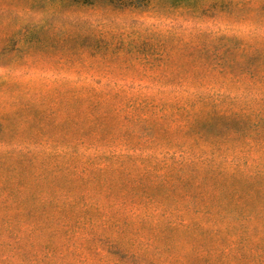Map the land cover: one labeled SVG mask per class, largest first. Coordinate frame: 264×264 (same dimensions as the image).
<instances>
[{
	"label": "trees",
	"instance_id": "obj_1",
	"mask_svg": "<svg viewBox=\"0 0 264 264\" xmlns=\"http://www.w3.org/2000/svg\"><path fill=\"white\" fill-rule=\"evenodd\" d=\"M170 1L174 6L183 3L188 8L181 11L182 17H193L198 4L200 7H205V3L200 2L201 0ZM149 2V0H0V17L9 10L13 14L12 17L6 16V23L13 28L0 38V58L7 59L2 64L0 62V65L9 67V73L0 86L18 89L19 84H12V80L19 75L17 73L20 69L28 64L27 60L30 61L31 53L37 48H41L42 52L60 53L69 62L83 57L85 52L96 61L92 65L96 72L95 77L105 83L102 84V90H93L89 95L76 96L74 99L80 106L86 103V109L93 112L92 115L119 116L122 110L126 115L124 118L136 124L151 141L157 140L161 133L165 135L171 133V128L167 124L172 118L169 108H175L185 115L190 130L201 126L206 128L219 126L227 130L239 131L242 136L264 134V35L262 33L264 32V0H238L225 16L220 14L216 16L219 23H225L233 30L230 33L225 30L224 34L218 31L212 34L213 36H208L196 22L179 20V16L171 18L174 21H171L168 33L180 38L179 36L186 35L187 32L189 39L186 44L191 48L189 51H178L174 45L164 42L162 52L157 54L144 55L131 50L120 54L117 42L105 37L111 32L108 29L111 23L110 14L118 10H144ZM84 3L96 13L93 17H97L96 24L90 16L76 14L75 8L78 5L83 6ZM159 13L160 17L167 18L163 11ZM243 14L250 18L249 27L253 38L248 39V36H243L240 28L234 25L236 21L232 18H242ZM36 18L42 23L29 26L30 33L24 24L25 19ZM176 22L179 24L176 25ZM16 35H19L18 38L25 44H19L16 53L10 55L7 48ZM214 39L218 40L217 44H212ZM197 48L203 51L201 49L198 51ZM138 66L141 68L139 69ZM131 68L136 70L135 74L129 73ZM145 76L150 78L151 83L134 84L135 80ZM159 82L165 87L154 88L155 93H149L148 90L153 89L154 84L157 85ZM135 85L139 92L136 91L130 96L123 95L125 88ZM208 87L222 90L221 96L228 98V103L220 107V103L212 102L211 107L207 108L209 102L204 98L206 93L203 89ZM243 93L247 98L239 101ZM25 94L27 93L21 90L16 98L22 102L23 108L29 110L33 109L31 106L40 107L38 103L26 99ZM164 94L171 97L167 98ZM196 95L202 98L198 103L191 99ZM49 109L53 108L49 107L44 111ZM10 117L13 118V113ZM94 118L98 120L97 117ZM0 126H4L1 118ZM107 135L105 132L102 137L106 138ZM102 137L97 140L103 141ZM90 141V145L95 144L93 139ZM78 142H83L80 137ZM167 142L171 143V147L164 153H171V158L181 160L179 163L183 170L188 165H192L190 164L193 163L192 159L198 156L202 157L204 165L200 168H191L193 173L191 178L179 176L173 181L164 174L157 175L151 190L145 188L146 186L136 187L128 181H121L119 185L128 186L127 193L122 196L123 204L135 206L141 202L151 203L157 209H161V212L155 216L143 213L140 220H137L121 211L119 207L112 208L118 215L105 218L97 212L99 205L94 208L93 204L90 206L83 202L81 206L85 194L80 193V190H71L77 194L58 200L44 199L33 191L32 200L36 202L23 212L22 210L9 212L8 198L1 200L0 221L9 222L14 228L12 233L15 232V235L16 232L18 233V239L21 240L23 236L28 238L30 245L37 248V251L29 254L35 258L47 247L46 244L34 239L35 231L43 225L35 224L28 232L22 231L21 227L26 219L37 214L44 220L55 223L53 234L63 233L67 237L63 240L64 243L66 241L68 245L72 244L70 241L73 235L83 231L84 236L78 238L83 242L80 247L94 248L92 244H94L93 240H96V244H101L103 248L116 254L119 262L122 261L124 264H168V260L171 259H176L181 264H228L222 258L213 259L228 255L214 254L216 236L211 231L209 232L213 236L210 240L212 244L198 245L200 248L192 245L190 249V246H186L178 252L166 242L174 236L191 238L195 231L208 232L209 228L206 229L204 226L206 223L224 224L230 232L235 230L236 225H240V229L245 230L247 228L245 223L252 221V216L244 209L240 200L246 197L259 200L261 202L259 216L264 217V184L254 185L248 182L245 196L238 195L239 186L235 180L237 173L221 167V163L229 155L235 159L239 154L237 151L217 152L198 145H185L176 137H169ZM244 145L251 146L247 141H244ZM103 157L107 161L110 159V156ZM75 163L69 164L64 169L71 170L72 165L76 169L78 164ZM91 170L81 166L82 173ZM93 170L96 174L97 170ZM258 174L262 175L260 172ZM95 178L94 176L93 179ZM262 180L264 183V177ZM73 181L88 184L89 179L82 174ZM3 190L4 187L0 186V191ZM177 190L191 194L195 201H202V214L180 212L176 208L169 211L171 206L169 199ZM18 191L28 190L18 188ZM171 203L176 204L177 201L172 200ZM49 205H51L50 209H48ZM98 221L101 222L100 230L96 225ZM114 228L119 230L118 235L112 234L111 230ZM252 230L262 232L263 238L259 243L264 245V223L261 226L255 225ZM88 234H92L93 238H87ZM227 235L230 233L222 236L224 244L229 242L239 244L248 238L240 237L236 242L237 240H232L234 238ZM138 237L141 239L138 240ZM136 240L142 247L144 244L145 248L138 245L133 247ZM72 252L77 254L76 250ZM41 255L44 261L49 251L46 250ZM39 261H41L40 256ZM99 264H108V262Z\"/></svg>",
	"mask_w": 264,
	"mask_h": 264
},
{
	"label": "rangeland",
	"instance_id": "obj_2",
	"mask_svg": "<svg viewBox=\"0 0 264 264\" xmlns=\"http://www.w3.org/2000/svg\"><path fill=\"white\" fill-rule=\"evenodd\" d=\"M149 1L144 10H118L110 14L111 23L108 25V29L111 32L105 37L117 42L120 54L127 50L144 55L157 54L162 52L164 42L174 45L178 51H189L191 48L186 44L189 39L187 32L186 35L180 34V38L168 33L171 21H174L171 18L177 16L180 17L179 20L184 19L200 24L208 36L218 31L225 32L226 30L229 33L233 31L225 23H219L216 16L219 14L225 16L238 0H232V2L230 0H201L200 2L205 3V7H200L198 4L193 17L180 16L182 10L188 9L183 3L174 6L170 0ZM75 11L78 15L90 16L91 20L95 24L97 23V17L93 18L96 13L88 4L78 5ZM159 11H163L167 18L160 17ZM12 15L9 10L0 17V38L13 28L12 25L6 23V16L12 17ZM232 19L236 21L234 25L236 28H240L243 36H248V39L253 38L248 15L243 14L242 18ZM25 20L24 24L27 29L33 24L42 23L37 18ZM226 20H228L227 17ZM160 21H163L162 24L159 23ZM178 24L179 22H176V25ZM260 32L262 31L260 30ZM262 33L264 35V32ZM18 36L14 37L7 48L10 55L16 53V47L19 44H25ZM30 36L31 34H29ZM217 43L218 40H212V44ZM200 49L197 48L198 51ZM6 60L0 58L1 64ZM29 60V62L27 60L28 64L17 73L19 75L12 80V84H19L18 89L0 86V118L4 124V126H0V186L4 187V190L0 191V201L8 198L9 212L26 211L29 205L36 202L32 200L31 193L33 191L44 199L58 200L68 195L77 194L71 190H80V193L85 194L81 206L83 202L90 206L93 204L94 208L99 205L97 212L101 214V217L108 218L111 215H118L113 212V209L119 207H121V211L137 220H140L143 213L155 216L161 212V209H157L151 203L141 202L135 206L123 204L122 196L127 193L128 186L119 185L121 181H128L129 184L136 187L146 186L145 188L151 190L154 186L152 183L160 174H164L173 181L179 176L193 177L191 168L203 166L202 157L193 158V163H190L192 165H188L183 170L179 163L181 160L171 158V153H164L171 147V143L167 142L169 137H176L185 145H198L202 148L217 150V152L237 151L239 153L237 157L233 159L232 155H229L223 160L221 167L237 173L235 180L239 186L238 195L245 196L244 192L248 182H252L254 185L264 184L262 180L264 177V134L242 136L239 131L227 130L219 126L216 128L201 126L190 130L185 115L175 108H169L168 111L172 113V118L167 124L171 128V133L165 135L158 132L161 133L158 139L151 141L136 124L126 120V117L124 118L126 115L122 110L119 116H97L92 115L93 112L86 109V103L80 106L75 102L76 96H86L93 90H102V84H105L95 77L94 73L96 72L92 65L96 61L87 53L84 52L83 57L75 58L69 62L60 53L42 52L41 48H37L31 53ZM8 68L0 65V83L6 79L9 73ZM138 68L140 69L141 66ZM129 73L135 74L136 70L131 68ZM148 82L151 83L150 78L145 76L135 80L134 84L139 83L137 85H140ZM135 87L137 86L125 88L122 92L123 95L130 96L136 91L139 92ZM157 87L165 86L159 82L157 85L154 84L153 89L148 92L155 93L156 89L154 88ZM21 90L27 93L25 94L26 99L38 103L40 107L31 106L33 109L29 110L23 108L22 102L16 100ZM203 90L206 93L204 98L209 102L207 108L211 107L212 102L220 103V107L228 103V98L221 96L222 90L211 87ZM29 95H33L32 99ZM164 96L171 97L167 94ZM192 97L191 99L197 101L196 103L202 99L197 95ZM246 98L243 93L238 100ZM222 99L226 100L222 101ZM20 107L22 108L18 110ZM49 107L53 109L44 111ZM12 113L13 118L10 117ZM105 132L108 135L103 138L102 134ZM79 137L83 142H78ZM100 137L104 140L99 141ZM90 139H93L94 145H90ZM244 141L249 142L251 146L244 145ZM103 156H110V159L107 161ZM76 161L78 163H75ZM74 163L78 164L76 169L73 165L70 166L71 170L64 169ZM81 166L92 170L82 173ZM103 168L106 170H98ZM93 169L97 170L96 174ZM259 172L262 174L261 176H259ZM82 174L89 179L88 184L73 181ZM94 176L95 179H93ZM18 188L28 191L20 192ZM172 200L177 203H171ZM16 202H20V204ZM240 202L252 216V221L245 223L247 226L245 230L240 229V225H236L235 230L230 232L224 224L206 223L204 226L206 229L209 228L208 232L195 231L191 238L174 236L166 243L180 252L186 246H190L192 249V245L198 247V245L205 246L207 243L212 244L210 240L213 239L212 234H214L216 236L214 254L224 255L223 253H225L228 256L214 257L213 259L222 258L228 264L237 262L264 264V245L259 243L263 234L260 231L252 230L255 225L261 226L264 223V217L259 216L261 202L247 197L241 199ZM169 203L172 206L169 211L176 208L180 212L202 214L203 202L195 201L191 194L183 193L181 190H177L171 195ZM143 204L144 206H142ZM50 208L51 205L48 206V209ZM39 223L43 226L35 231L34 239L46 244L47 247L44 251L42 249L35 258L29 254L37 251V248L30 245L28 238L23 236L21 240L18 239V233L16 232V235L15 232L12 233L14 230L12 225H9V222L0 221V264H99L100 262L124 264L122 261L119 262L116 254L103 248L101 244H96V240H93L94 248L80 247L83 242H80L78 238L84 236L83 231H78L73 235V239L70 241L72 244L68 245L66 241L65 244L63 240H66L67 237L63 233L53 234L55 223L46 221L37 214L26 219L21 230L28 232L33 225ZM96 225L100 230L101 222L98 221ZM111 232L113 235L119 234V230L116 228ZM226 233H230L227 237L234 238L232 240H237L236 242L240 237L248 238L239 244L235 242L224 244L222 236ZM87 238L92 239V234H88ZM140 239L138 237V240ZM136 245L142 247L137 240L133 247ZM144 246L143 244L142 248H145ZM46 250L49 251V255L43 261L44 258L41 254ZM72 250H76L77 254ZM39 256L41 261L38 262ZM167 263L181 264L176 259L168 260Z\"/></svg>",
	"mask_w": 264,
	"mask_h": 264
}]
</instances>
